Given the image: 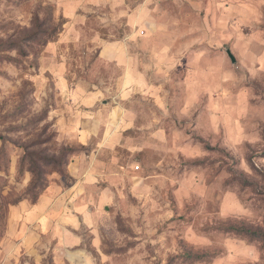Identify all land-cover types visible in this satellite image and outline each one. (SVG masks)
<instances>
[{
    "label": "rangeland",
    "instance_id": "1",
    "mask_svg": "<svg viewBox=\"0 0 264 264\" xmlns=\"http://www.w3.org/2000/svg\"><path fill=\"white\" fill-rule=\"evenodd\" d=\"M0 264H264V0H0Z\"/></svg>",
    "mask_w": 264,
    "mask_h": 264
},
{
    "label": "trees",
    "instance_id": "2",
    "mask_svg": "<svg viewBox=\"0 0 264 264\" xmlns=\"http://www.w3.org/2000/svg\"><path fill=\"white\" fill-rule=\"evenodd\" d=\"M43 31L42 35L46 36V42L51 40L52 32ZM74 154V151L67 148L59 153L57 157H42L41 162L37 164L36 162L30 161L28 163V170L32 173V187L38 190L37 195L43 192L46 188V182L43 181L44 168H51L57 171L60 175H66V166L68 164L69 158ZM46 180V179H45ZM37 195L33 200L36 199ZM233 230V229H231ZM243 230V229H240ZM247 233H252L251 231H246ZM255 232H253L254 234Z\"/></svg>",
    "mask_w": 264,
    "mask_h": 264
},
{
    "label": "water",
    "instance_id": "3",
    "mask_svg": "<svg viewBox=\"0 0 264 264\" xmlns=\"http://www.w3.org/2000/svg\"><path fill=\"white\" fill-rule=\"evenodd\" d=\"M227 53H228V55H229L231 61H232V62H235V57L230 53L229 50L227 51Z\"/></svg>",
    "mask_w": 264,
    "mask_h": 264
}]
</instances>
